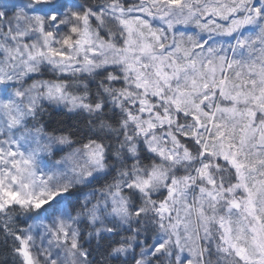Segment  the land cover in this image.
Returning a JSON list of instances; mask_svg holds the SVG:
<instances>
[{
	"label": "snow or ice",
	"instance_id": "1",
	"mask_svg": "<svg viewBox=\"0 0 264 264\" xmlns=\"http://www.w3.org/2000/svg\"><path fill=\"white\" fill-rule=\"evenodd\" d=\"M0 264H264V0H0Z\"/></svg>",
	"mask_w": 264,
	"mask_h": 264
}]
</instances>
